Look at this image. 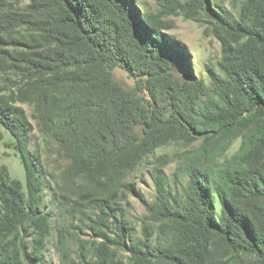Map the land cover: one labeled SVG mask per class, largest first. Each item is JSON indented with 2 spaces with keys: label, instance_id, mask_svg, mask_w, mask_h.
<instances>
[{
  "label": "trees",
  "instance_id": "16d2710c",
  "mask_svg": "<svg viewBox=\"0 0 264 264\" xmlns=\"http://www.w3.org/2000/svg\"><path fill=\"white\" fill-rule=\"evenodd\" d=\"M157 2V12L142 11L137 0H28L1 8L8 27L0 30V144L13 137L26 188L0 164V264H52L46 252L54 229L60 264H217L216 242L264 264V168L227 176L228 191L207 169L181 166L176 181L186 176L189 187L180 189L163 155L153 172L155 204L128 180L161 147L238 131L254 112L264 114V66L247 61L246 52L264 49V0H233L237 13L219 0ZM178 14L208 17L232 58L225 76L207 67L213 87L197 76L186 45L166 33L175 27L167 18ZM118 68L132 85L116 77ZM23 104L66 160L61 175L77 183L72 195H54L56 224ZM128 194L144 203L147 219L161 222L156 237L151 224L136 236Z\"/></svg>",
  "mask_w": 264,
  "mask_h": 264
},
{
  "label": "rangeland",
  "instance_id": "374dc122",
  "mask_svg": "<svg viewBox=\"0 0 264 264\" xmlns=\"http://www.w3.org/2000/svg\"><path fill=\"white\" fill-rule=\"evenodd\" d=\"M10 5L5 6L0 1L1 8L11 6H24L28 0L15 1L6 0ZM184 1V0H183ZM235 13L238 7L234 8L233 0H219ZM142 11L157 12L159 5L157 0H137ZM167 19L174 21L175 27L166 31L170 36L181 40L192 54L193 67L199 78L204 79L208 86L213 87L212 80L207 72V67H212L216 72L225 76L223 66L232 64V58H228L223 51L220 38L217 35L218 29L209 22L208 17H203V21L186 19L182 15H171ZM0 17V30L8 27V22L2 27ZM223 34L233 45L237 44L236 38L232 35ZM247 61L264 66V49L254 50L251 48L246 51ZM116 77L127 85H132L134 80L122 69L115 70ZM27 109L30 120L35 129L30 134L29 148L35 152L41 161L44 169L45 183V202L53 210V220L56 224V206L54 195H72L76 190L77 183L66 179L61 175V169L66 166V160L58 153L57 145L53 141L46 140L39 131L37 121L31 116L32 107L23 104ZM252 121L247 126L238 131L221 130L213 135H208L191 143L176 142L161 147L153 154L147 156L143 162L135 167L129 174L128 180L131 181L137 190L141 191L145 198L155 204L157 202V192L153 180V172L157 158L166 155L170 162L164 167L171 184L182 189L181 183L185 188L189 187V179L183 176L181 183L176 181L175 173L181 166L195 165L205 168L213 174L214 178L221 183H226L225 188L232 190V185H228L227 176L244 175L259 168H264V114L254 112L251 114ZM0 164H6L13 177L19 178L26 188L25 169L19 151L14 145V139L10 134H6L5 139L0 144ZM127 219L135 228L136 236L143 238L144 226L151 224L156 229L154 237L158 235V226L161 222L147 219L148 211L140 198L128 194L125 201ZM218 207L219 203H218ZM55 208V210L53 209ZM173 231L176 227H173ZM56 230L54 236L49 240L50 246L47 250V257L52 264H60L56 249ZM88 234V233H87ZM86 233L84 238H89ZM72 246L75 248L76 246ZM213 256L217 264H254V258L247 255L235 254L226 249L221 243L216 242L213 247Z\"/></svg>",
  "mask_w": 264,
  "mask_h": 264
}]
</instances>
